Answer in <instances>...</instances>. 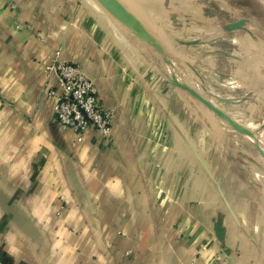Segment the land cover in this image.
I'll list each match as a JSON object with an SVG mask.
<instances>
[{"label":"crops","instance_id":"obj_1","mask_svg":"<svg viewBox=\"0 0 264 264\" xmlns=\"http://www.w3.org/2000/svg\"><path fill=\"white\" fill-rule=\"evenodd\" d=\"M147 38L109 0H0V264H264V184L241 180L264 170L208 152L225 112L165 88ZM55 63L82 67L109 137L55 126Z\"/></svg>","mask_w":264,"mask_h":264},{"label":"rangeland","instance_id":"obj_2","mask_svg":"<svg viewBox=\"0 0 264 264\" xmlns=\"http://www.w3.org/2000/svg\"><path fill=\"white\" fill-rule=\"evenodd\" d=\"M109 1L129 26L144 31L146 47L154 46L159 55L148 56L165 88L169 83L170 90L191 89L193 105L209 107V101L225 112L219 120L213 114L216 119L209 118L202 130L212 144L208 152L246 175L249 168L253 175L264 170V0ZM152 31L159 44L152 43ZM233 121L247 134L232 131L227 122ZM241 180L245 187L264 184L263 177Z\"/></svg>","mask_w":264,"mask_h":264},{"label":"built area","instance_id":"obj_3","mask_svg":"<svg viewBox=\"0 0 264 264\" xmlns=\"http://www.w3.org/2000/svg\"><path fill=\"white\" fill-rule=\"evenodd\" d=\"M55 74L56 89L47 95L53 99V121L57 128L71 130L78 142L86 132L109 137L113 116L97 95L93 83L87 78L81 66L72 63H55L48 67Z\"/></svg>","mask_w":264,"mask_h":264},{"label":"bare ground","instance_id":"obj_4","mask_svg":"<svg viewBox=\"0 0 264 264\" xmlns=\"http://www.w3.org/2000/svg\"><path fill=\"white\" fill-rule=\"evenodd\" d=\"M220 4V3H219ZM225 7V6H224ZM227 8V7H226ZM231 78V77H230ZM232 79V78H231ZM237 129V131H240L239 128L235 127Z\"/></svg>","mask_w":264,"mask_h":264}]
</instances>
